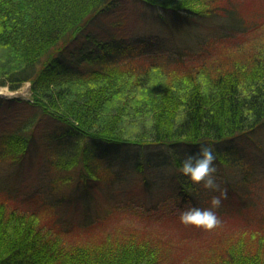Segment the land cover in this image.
Instances as JSON below:
<instances>
[{
	"label": "trees",
	"instance_id": "16d2710c",
	"mask_svg": "<svg viewBox=\"0 0 264 264\" xmlns=\"http://www.w3.org/2000/svg\"><path fill=\"white\" fill-rule=\"evenodd\" d=\"M139 1L171 11L192 31V18L216 13L207 7L212 0H193L201 8L173 6L177 0ZM116 2L0 0V87L15 91L30 82L26 103L35 110L2 135L0 158L24 159L36 141L38 121L54 120L58 128L42 136L55 149L39 169V184L53 189L63 170L82 163L64 176L72 190L81 191L85 201L101 185L110 201L127 191L123 204L148 226L159 220H151L152 210L171 199L177 201L173 210L167 205L172 218L191 208L209 210L222 221L247 212L237 218L236 232L220 236L226 247L214 242L211 264H264V138L252 137L264 133V41L248 60L229 68L211 64L216 58L207 59L204 47L187 57L195 47L192 38L201 35L190 32L181 37L191 40L187 44L177 42L181 38L163 44L111 30L106 37H90L72 56L60 52ZM224 9L227 15L218 19L225 38L261 27L247 28L231 6ZM249 139L252 144L238 142ZM248 147L257 153L249 154ZM204 148L213 155L211 170L193 181L183 164ZM11 183L0 180V264L149 263L148 245L133 234L110 243L115 234L109 230L103 239L84 243L73 225L54 217L46 221L41 209L15 204ZM134 188L145 196L139 204ZM68 192L53 203L71 198ZM82 215L92 221L89 210ZM172 224L195 234L183 216Z\"/></svg>",
	"mask_w": 264,
	"mask_h": 264
},
{
	"label": "rangeland",
	"instance_id": "374dc122",
	"mask_svg": "<svg viewBox=\"0 0 264 264\" xmlns=\"http://www.w3.org/2000/svg\"><path fill=\"white\" fill-rule=\"evenodd\" d=\"M154 1L164 3L163 0ZM172 4L173 6H177V4L186 6L189 4L192 8L204 6L193 2V0H177ZM230 6L232 10L238 13V18L244 20V26L247 28L251 26L257 27V24L260 23L261 27L248 34H238L230 37L226 35L225 38L223 36L225 32H222L224 23H221L218 18H224L227 15L224 7L229 8ZM207 7L212 8L213 13L214 11L216 13L211 14L208 18H202V21H196L197 18H192L193 23L190 25L192 26V31L191 27L182 24L177 16L169 10H164L155 5H148L139 0H117L113 6L103 11L87 25L83 29L82 35L70 42L66 48L67 50L60 52H68L66 54L72 56V52L76 51L82 43L87 44L90 37H106L112 30L118 37L133 38L142 36L163 44H168L174 39L183 36L185 37L188 32L191 35L200 33L201 35L197 34L195 38L192 36L195 47L194 50L192 49L193 54L187 57L193 59L200 51L199 49L204 47L207 50V59L216 58L211 64H217L219 67L223 66L224 68H229L231 64L248 60L252 54L256 53L257 47H260L264 41V0H212ZM203 39L204 42L207 40V42H203L204 44L201 43ZM188 41L190 42L191 40L181 38L177 42L187 44ZM238 45L241 46L237 47ZM57 52L60 53L58 49L55 50V54ZM192 61L190 60V62ZM85 64L91 66L88 63ZM30 93V82L15 91L10 90L8 87H0V98H3L0 101V138L3 134L12 132L16 122H21V120L33 115L35 112L26 103L31 96ZM22 100L24 101L22 102ZM53 121L47 119L38 121L36 141L31 151L23 157L24 159L14 162L13 160L0 158V180H4V178L11 180L15 204L25 210L41 209L46 221L54 217L64 224L73 225L75 229H78V233L75 231L74 235L78 234L83 238L82 242L84 243L101 240L110 230L112 235L115 234L110 240L108 239L110 243L122 241L126 237L130 238L133 234L140 243L148 245V250H150L148 253L152 255L148 264H211L213 256V254L211 256V252L214 249V242H217L216 246L218 249L226 247L229 243L223 242L220 236L225 233L236 232L235 230L239 229L238 224H236L237 218L248 214L245 212L227 216L224 221L215 217V222L211 227H207L205 224L193 223L195 234L191 235L180 225L172 224V219H180V216H183L181 213H185V211L181 213L179 211L178 215L175 216L174 214L175 217L172 218V214L167 212L169 210L167 205L173 210L177 205V201L173 199H171L172 201H167L166 207L163 206L165 204L163 203L157 210H152L151 220L159 219L158 223L154 224L155 226L145 225L144 222L139 223L138 217H135L133 212H129V209L134 208H129L123 204L127 191L122 193L116 201H110L106 196L104 197L103 193L106 188L101 185L93 190L91 197H88L87 201L83 200V193L72 190L74 189V184H70L67 181L68 179L64 178V176L73 173L78 168V165H83L82 163L75 164L70 170H61L62 172H59L61 177L57 182L54 179L55 185H53V189L47 184L45 185V183L39 184L37 181L39 169L45 165L47 158L52 154L51 149H53L51 144H48L50 142L47 138L42 136L50 135L55 127L58 128V124ZM252 137L255 140H260L264 138V133L260 130L253 134ZM246 141L238 142L243 144V146L252 144V139H249L248 142ZM248 152L252 155L257 153L251 147H248ZM48 175L51 176V180L55 173ZM66 184H68V187H66ZM41 185H43L44 190L40 188L38 193L37 190ZM34 191H36L35 195L28 198ZM133 191L134 195L138 196L134 203L139 204L145 199L143 192L139 191V188H134ZM67 192L71 198H66L65 202L61 204L53 203L59 198L57 194ZM70 193L73 195H70ZM134 199L132 198L131 200ZM84 210H89L92 221L86 222L84 220L82 215ZM147 216L149 217V212ZM91 223H96V225L90 226Z\"/></svg>",
	"mask_w": 264,
	"mask_h": 264
},
{
	"label": "clouds",
	"instance_id": "9594fccd",
	"mask_svg": "<svg viewBox=\"0 0 264 264\" xmlns=\"http://www.w3.org/2000/svg\"><path fill=\"white\" fill-rule=\"evenodd\" d=\"M213 160L211 150L204 148L197 157H188L183 164V172L186 175H190L193 181H201L206 174L209 173L210 165ZM211 185V181L208 182V186ZM217 203V201H213ZM183 219L187 222L195 224H205L207 227H211L215 222V217L209 210H202L199 208H191L184 215Z\"/></svg>",
	"mask_w": 264,
	"mask_h": 264
}]
</instances>
